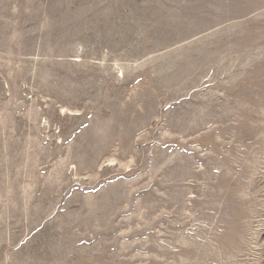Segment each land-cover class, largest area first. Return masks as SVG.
<instances>
[{"label": "rangeland", "instance_id": "1", "mask_svg": "<svg viewBox=\"0 0 264 264\" xmlns=\"http://www.w3.org/2000/svg\"><path fill=\"white\" fill-rule=\"evenodd\" d=\"M0 264H264V0H0Z\"/></svg>", "mask_w": 264, "mask_h": 264}]
</instances>
